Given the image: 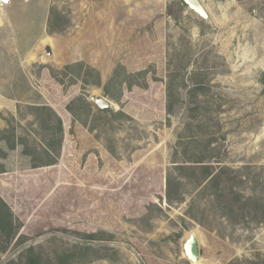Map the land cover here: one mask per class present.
I'll return each mask as SVG.
<instances>
[{
	"label": "rangeland",
	"instance_id": "1",
	"mask_svg": "<svg viewBox=\"0 0 264 264\" xmlns=\"http://www.w3.org/2000/svg\"><path fill=\"white\" fill-rule=\"evenodd\" d=\"M201 1L0 11V264H264V0Z\"/></svg>",
	"mask_w": 264,
	"mask_h": 264
},
{
	"label": "water",
	"instance_id": "2",
	"mask_svg": "<svg viewBox=\"0 0 264 264\" xmlns=\"http://www.w3.org/2000/svg\"><path fill=\"white\" fill-rule=\"evenodd\" d=\"M192 10L200 14L203 18L209 20L210 13L201 0H183ZM44 50L47 55L52 56L53 52L50 45L45 44ZM92 100L105 113L109 114L113 110V104L104 97L93 95ZM184 253L190 262H200L201 254L199 241L196 234L189 236L184 242Z\"/></svg>",
	"mask_w": 264,
	"mask_h": 264
},
{
	"label": "trees",
	"instance_id": "3",
	"mask_svg": "<svg viewBox=\"0 0 264 264\" xmlns=\"http://www.w3.org/2000/svg\"><path fill=\"white\" fill-rule=\"evenodd\" d=\"M183 4H185V2L183 1ZM56 22L53 21V12H52V16L49 20V32L50 33H54L56 32V27L57 25H55ZM61 31V30H60ZM81 64H78L76 67H81ZM71 66H69L68 68H70ZM174 100L172 99V95L170 93L169 98H168V112H172L173 107H174ZM184 167H182L181 169H183ZM217 181V179L215 177H213L210 180L211 184H215V182ZM180 186L179 182H175V180H173L171 177L168 178L167 180V199L168 202L170 204H173L175 201H182V197L181 198H177L176 195V188H178ZM14 223H13V218H12V213L10 212V209L7 205V203L0 198V231L2 233H5L7 236L12 235V233H14ZM26 264H38L34 259H29V262H27ZM61 264V263H60Z\"/></svg>",
	"mask_w": 264,
	"mask_h": 264
},
{
	"label": "built area",
	"instance_id": "4",
	"mask_svg": "<svg viewBox=\"0 0 264 264\" xmlns=\"http://www.w3.org/2000/svg\"><path fill=\"white\" fill-rule=\"evenodd\" d=\"M10 4V0H0V11L5 10Z\"/></svg>",
	"mask_w": 264,
	"mask_h": 264
},
{
	"label": "bare ground",
	"instance_id": "5",
	"mask_svg": "<svg viewBox=\"0 0 264 264\" xmlns=\"http://www.w3.org/2000/svg\"><path fill=\"white\" fill-rule=\"evenodd\" d=\"M2 12V11H1ZM2 22V17H1V15H0V23ZM45 44H47V45H49V43L48 42H45ZM192 234H196L197 235V233L196 232H192L189 236H191ZM201 261V260H200ZM192 264H199L200 262H191Z\"/></svg>",
	"mask_w": 264,
	"mask_h": 264
},
{
	"label": "crops",
	"instance_id": "6",
	"mask_svg": "<svg viewBox=\"0 0 264 264\" xmlns=\"http://www.w3.org/2000/svg\"><path fill=\"white\" fill-rule=\"evenodd\" d=\"M3 12H4V10L1 12L2 16H3ZM3 22H4V23L7 22V19H5L4 17H3Z\"/></svg>",
	"mask_w": 264,
	"mask_h": 264
}]
</instances>
